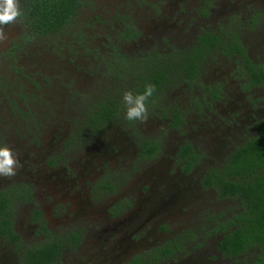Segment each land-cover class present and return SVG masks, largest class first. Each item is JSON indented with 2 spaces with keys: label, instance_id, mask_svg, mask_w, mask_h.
<instances>
[{
  "label": "rangeland",
  "instance_id": "374dc122",
  "mask_svg": "<svg viewBox=\"0 0 264 264\" xmlns=\"http://www.w3.org/2000/svg\"><path fill=\"white\" fill-rule=\"evenodd\" d=\"M82 2L62 33L32 35L18 18L5 26L8 39L0 43V147L11 148L22 164L15 177H0V192L27 184L34 190L31 202L15 209L21 239L39 240L40 224L63 240L77 230L82 241L74 250L64 247L58 264H122L177 239V252L158 264H249L255 251L230 262L216 256L210 230L218 216L211 208L216 204L228 215L238 203L216 202L215 190L199 185L208 167L220 165L257 133L264 87L243 93L229 83L209 110L202 106L207 99H182L200 97L204 84L232 76L233 62L212 56L202 82L190 90L173 84L167 95L175 99L159 100L158 108L148 104L146 122L126 120L123 102V114L100 129H88L85 115L114 88L104 66L116 49L126 57L181 50L205 30L220 32L224 40L232 34L244 38L250 52L264 58L263 40L247 23L250 8L257 4L263 11L264 0ZM126 30L136 37L118 47L115 39ZM116 90L122 93L121 86ZM172 106L182 113L175 126L166 110ZM143 143L156 153L143 154ZM182 143L199 157L189 174L177 159ZM118 202L125 209L114 212ZM185 231L191 233L186 243ZM9 245L0 239V264L19 263L18 249Z\"/></svg>",
  "mask_w": 264,
  "mask_h": 264
},
{
  "label": "trees",
  "instance_id": "16d2710c",
  "mask_svg": "<svg viewBox=\"0 0 264 264\" xmlns=\"http://www.w3.org/2000/svg\"><path fill=\"white\" fill-rule=\"evenodd\" d=\"M18 3L22 12L19 19L32 35L37 36L62 33L73 22L83 4L82 0H18ZM218 42L219 39L214 35L204 33L198 36L196 42L197 49L201 51H196L194 46L189 53L175 52L174 56L170 53H146V57L140 58L145 64L141 65L140 73L134 72L138 79L135 94L143 93L146 84H153L159 90L168 81L169 75L173 77L178 74L185 80L195 79L199 59ZM242 57L246 60L244 55ZM252 72L256 76L257 72ZM98 106H94L95 110L88 119L92 129L109 124L118 114L117 101L116 104L101 103ZM120 111L123 112L122 109ZM256 128V135L234 148L221 170H210L201 185L203 188H216L222 198H238L241 201L242 211L234 213L227 221L226 228L224 223L219 225L223 236L217 244L218 251L226 257L237 259L252 250L255 251L252 264H264V121L257 123ZM179 158L184 161V172L189 171L198 159L189 144L181 147ZM8 209L6 196L1 193L0 231L15 242L18 237L11 230ZM172 251L170 245L156 248L149 251L147 256L150 259L140 255L126 264H158L162 257L173 255ZM60 253L61 248L54 241L35 246L26 254L27 264H54Z\"/></svg>",
  "mask_w": 264,
  "mask_h": 264
},
{
  "label": "flooded vegetation",
  "instance_id": "af4514ba",
  "mask_svg": "<svg viewBox=\"0 0 264 264\" xmlns=\"http://www.w3.org/2000/svg\"><path fill=\"white\" fill-rule=\"evenodd\" d=\"M264 2L260 3L263 4ZM256 6H259L257 4H255L253 7H251L250 9H253L251 14L248 17V25L249 28L252 32L257 33L258 38L260 39V41L263 40V42H259L260 45V51L264 53V26H263V22H264V10H258L256 8ZM210 10L207 11L206 13H202V15L200 16L202 19L206 18L207 15L209 14ZM207 33L209 35H214L216 38L219 39V42L216 43L215 47L209 50V53H204L199 59V63H198V73H197V77L195 79L192 80H185L184 78H182L181 75L175 74L173 77L172 75L167 76L168 81H165L163 83L162 86H160L161 88L159 90H156V92L154 93L153 97L150 98L148 104L149 105H155L154 108H158L159 105H161V102H163L162 99H175V97L173 96H168L167 95V90L169 89V87H171L173 84H176L178 82H181L182 85L186 86L188 90H190L193 87H197L199 85V82L201 81L202 78V72L204 69V63L211 58L212 56H217L220 57L222 59H225L226 61H232V76H229V78H227V80H221L220 83L217 82H211L210 84H204V89H203V95H200V97L198 96H183L181 97L182 99H207L206 103H203L202 106L206 107L208 106L207 110L210 109V106L214 103H216V99H220V88L229 86H235L237 88H240L243 90V93H249L250 91H254V90H258V89H262L264 87V58L258 59L257 56L255 54H252L250 52V50L248 49V46L246 44V42L243 41V39H239L238 37H235V35H228V37L223 38V35L220 34V32L218 33H214L212 31H205L202 30L199 33H197L195 35V37L193 38V40L187 44L183 49L181 50H174V49H170V50H159V51H155V50H147L145 51L144 54H135V55H131V56H124L123 52H119L116 51L114 53L111 54V56L108 58V63L107 65L104 66V75L110 78L111 84H113V90L110 93V95H106L104 97L98 98L100 100H96L95 101V105L96 106H100L101 103H106V104H116V101L118 102L119 105V109H118V114L115 117L114 120H117L119 116H121L123 114V112L120 111V109L122 107H124L122 105V98H123V93L126 91H132L135 94V88L138 85V79L135 78V73H140V69L142 68L141 65H145L144 63L141 62V57H146L147 54L146 53H153V52H157L159 54H176L175 52H182V53H189L190 50H192L191 48H193L194 46H196V51H201L200 48L197 49L198 44H196L197 42V38L198 36H200L201 34ZM60 34V33H58ZM227 34H230L229 32ZM56 35V34H54ZM119 36L115 39V41H119V43L116 42L117 46L120 47V44L123 41H126L127 39H132L134 37H136V33L135 32H128L127 30L124 31L123 33L119 34ZM220 43V44H219ZM221 45H223L224 47H222ZM236 46V47H235ZM181 48V47H179ZM120 50V49H119ZM122 51V50H120ZM242 55L245 56L246 60L242 57ZM264 57V56H263ZM248 61L250 63V65H248V63L246 62ZM252 70H255L257 72L256 76H254V73L252 72ZM133 72V73H131ZM135 72V73H134ZM259 79H262L258 84H256V82H258ZM122 87V93L118 92L116 90L117 87ZM159 100L161 102H159ZM93 104L92 108L90 111H88L85 115V118H87V122H86V126L88 129L91 130H97V129H92L90 128V124L88 119L90 118L91 112L95 110V105ZM98 106V107H99ZM97 107V108H98ZM171 110H167V112L169 113L170 117L175 120L173 126L177 125L178 123H180V121L182 120V113L180 112V110L178 108L175 107H168ZM162 112H164V109L161 108ZM113 120V121H114ZM178 120V121H177ZM261 122V121H260ZM263 122V121H262ZM111 123V122H110ZM109 123V124H110ZM259 123V122H258ZM106 124L105 126L109 125ZM104 127V126H103ZM256 127V124H255ZM102 128V127H100ZM98 128V129H100ZM256 135V134H255ZM247 139H245L246 141ZM244 141V142H245ZM243 142V143H244ZM242 143V144H243ZM188 144V143H182L178 149H177V159L179 160V163L181 165H183V168H185V164L184 161L181 160L179 158V153H180V149L181 147H183V145ZM241 144V145H242ZM190 145V144H189ZM191 146V145H190ZM240 146V145H239ZM142 151L143 154L145 155H154L156 153V147L153 146L150 143H143L142 144ZM192 147V146H191ZM193 149V147H192ZM194 151V150H193ZM195 153V152H194ZM196 154V153H195ZM197 155V154H196ZM198 157V156H197ZM199 158V157H198ZM228 161V158L225 159L220 165L218 166H212V167H208V169L205 171L204 175L202 176V178L200 179V188H203L201 185L202 180L204 179V177L207 175V173L214 169L217 171H220L221 168L223 167V165L226 164V162ZM198 164V159L196 162H194L192 168L185 172L186 174L191 173L194 168H196ZM183 168H182V172H183ZM36 185V183L34 182L32 185ZM205 189V188H203ZM207 189H213L215 190V196H216V202H219L221 200L224 201H228L230 203H235L237 202L238 205L236 206V208L234 210H232L230 213H228V215H226V213H221L220 211H218L219 209L216 206V204L213 206L214 208H211V210H213L216 214L215 216L217 217V221L214 222L213 224H211L212 229L210 230V233L212 235V237H215L214 240V246H215V250H216V256L218 257H223L224 259H226L227 262L233 261L235 258H229L224 256L221 252L218 251L217 249V244L219 242V240L221 239V237L223 236L221 228H219L220 224H225V228H226V223L227 221L234 215V213H238L239 211H242L241 208V201L238 198H230V197H220L219 193L217 192L216 188H212V187H208ZM103 188H97V192H104ZM33 188L31 185L27 184V185H14L13 187H11L9 190L6 191H1L0 194H4L6 196V200H7V205L9 207L8 212L10 215V224H11V230L12 232L18 237V239L14 242L11 237L9 236H3L1 234L0 231V239L1 240H6L7 244H10L9 246H13L14 248L18 249L19 252V263L17 264H27V259H26V254L28 253L29 250H31L33 247L35 246H41L47 243H50L52 241L57 242L59 247L61 248V251L63 250L64 247H67V249H76L78 247V244L82 241L81 238V234H79V232L77 230H70L73 231L72 233L69 234V237L65 240H63L60 235H57L55 233H50V231L48 229H46V227H44V225L39 226V234H40V239L37 241H27L26 240H22L21 236L18 234L17 230H16V226L14 224V213H15V209L17 208V205H22V204H26L31 202L34 193H33ZM215 199V198H214ZM114 212H121L125 209V207H123L121 205L120 202H118L117 204H114ZM111 215V214H109ZM213 218H210L208 220V222L212 221ZM87 231V230H86ZM186 235L181 238V241L185 242V239L188 238L190 236V232L189 231H185ZM89 233V231H87V234ZM167 245L171 246V249L173 250L172 253L173 255L177 252V249L179 248V241L177 240H171L168 242H165L163 244H160L156 247H154L153 249L156 248H163ZM176 245V247L174 246ZM151 249V250H153ZM252 251V250H250ZM173 255H170L169 257H162V260H166V259H170L172 258ZM61 257V253L59 255V257L57 258L56 262H54V264H58L59 259ZM133 258V257H132ZM132 258H129L126 262H123L122 264H126L128 261H130ZM144 258L150 259V256H146ZM253 263V259L251 260V262L249 264Z\"/></svg>",
  "mask_w": 264,
  "mask_h": 264
},
{
  "label": "clouds",
  "instance_id": "9594fccd",
  "mask_svg": "<svg viewBox=\"0 0 264 264\" xmlns=\"http://www.w3.org/2000/svg\"><path fill=\"white\" fill-rule=\"evenodd\" d=\"M22 15L18 0H0V43L7 41L5 26L14 24ZM156 92L153 84H146L143 93H123L122 102L126 108L125 119L146 122L149 118L148 102ZM22 164L18 156L7 146L0 147V177L12 178L18 174Z\"/></svg>",
  "mask_w": 264,
  "mask_h": 264
}]
</instances>
